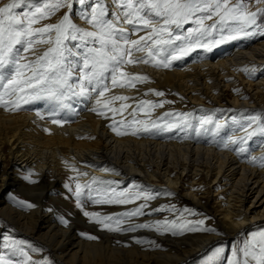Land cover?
Returning <instances> with one entry per match:
<instances>
[{
  "label": "bare ground",
  "instance_id": "1",
  "mask_svg": "<svg viewBox=\"0 0 264 264\" xmlns=\"http://www.w3.org/2000/svg\"><path fill=\"white\" fill-rule=\"evenodd\" d=\"M10 2L12 0H6L0 7ZM98 5L105 9V18L112 22L122 16L120 0H74L73 7L64 16L67 15L77 28L94 31L86 18L91 17ZM62 19L56 18L50 24L44 18L39 19L32 27L57 25ZM119 27L130 28L122 20ZM239 28L237 22L233 23L232 28L224 29L220 36L214 34L208 41L209 47L196 51L187 59L183 56L173 59L168 67L157 66L156 61L162 57L148 64H126L125 75H118L117 83H134V86L112 88L110 82L105 81L110 91L103 97L89 91L85 95H70L62 105L48 97L34 98L28 103L21 101L19 107L0 105V262L182 264L218 238L236 241L240 232L264 221V167L260 166V158L264 157V136L257 133L246 143H229L243 135L239 131L240 124L250 119V108L264 110V29L259 32L253 25L240 32ZM176 30L172 26L173 34ZM234 30H237L234 39L223 38ZM144 35L141 31L130 38L139 39ZM45 36L55 39L54 32ZM216 40H222L220 45ZM66 43L77 53L68 56L67 63L72 72L69 83L79 93L77 83L83 82L85 49L82 45L76 46L80 41ZM186 44L185 41L177 46ZM50 46L38 43L34 52L22 55L35 59ZM76 58L80 59V64ZM134 58H147V52L136 53ZM163 59L167 61V53ZM134 76L148 79L133 81L130 78ZM167 90L174 92L180 104H187L189 108L167 112L161 106L149 124L133 123L132 110L144 102L143 95L148 101L159 98L161 95H156L157 92L166 93ZM113 95L129 99L113 101L105 109L103 105ZM140 110L144 112L145 103ZM100 111L104 114L99 115ZM106 112H111L109 122ZM175 117L185 124L179 128H174V124L172 130L159 136L144 131L145 127L166 128L165 122ZM53 119L61 123H53ZM203 120L211 123L201 128ZM153 124L159 127H152ZM216 124L221 127L217 129ZM115 126L116 131L113 130ZM117 131L121 134L117 135ZM252 157L257 158L255 163L251 162ZM21 168L29 172L33 182L29 179L24 182L14 176ZM99 176L166 187L212 217L218 232L209 236L174 235L163 233L161 229L126 230L151 220L156 207L144 210L147 215L127 218V223L120 226L121 231L102 232L101 225L96 227L94 219L83 218L76 209L71 210V223L62 224L64 200L57 197L60 180L77 188V184L83 187ZM110 180H104V184H112ZM19 192L25 193L29 202L19 198L13 200V195ZM48 202L54 206H49ZM29 203L34 206L28 208ZM100 210L102 207L98 206L91 213L99 214ZM118 210L124 209L120 206ZM3 228L11 231L6 241L1 240ZM90 235L97 239H88ZM22 253H27V257Z\"/></svg>",
  "mask_w": 264,
  "mask_h": 264
},
{
  "label": "snow or ice",
  "instance_id": "2",
  "mask_svg": "<svg viewBox=\"0 0 264 264\" xmlns=\"http://www.w3.org/2000/svg\"><path fill=\"white\" fill-rule=\"evenodd\" d=\"M22 0H12L4 7H0V105L7 108L9 105L19 107L20 102L28 103L29 100L40 97H48L61 105L63 101L68 99L70 95H85L89 91H95L98 96L103 97L107 91H110L109 85L105 81H109L112 88L115 87H133L134 83L125 85L118 84L119 77H124L123 68L126 64H148L156 57H162L156 61L157 66L162 64L168 67L171 60L184 56L191 52L195 47H209L206 43H201L202 38L208 35L209 28H215L220 25V30L224 31L225 25L230 21H235L240 25L239 31L245 32L247 28L252 27L256 23V13L243 10L242 5L235 7L229 6V0H120L123 9L122 16L117 17L116 22L106 19V11L98 5L92 10L90 18H86L94 31H83L77 28L66 15L57 25H47L39 29H33L32 24L39 19H43L44 13L40 8L36 12H40V16H36L34 12H25L23 16L14 10L19 6ZM67 6L66 0H57L54 4H45V9L49 13L54 14L61 7ZM204 13L203 16L197 14ZM198 27L188 30V35L183 37L187 42L186 46H177L169 50L166 45H171L174 40H181L182 37L177 35L173 37L172 26L180 28L185 23L192 20ZM214 20V23L208 28L204 27L205 20ZM122 20L124 24L130 26L129 29L119 27ZM141 31L145 32L144 36L139 39H131L130 35H138ZM55 33L54 41L47 33ZM224 39H234L231 34L223 37ZM80 41V45L85 49L82 61L81 80L77 83L79 93L69 83L72 76L70 71L71 65L67 63L68 56L77 55L69 48L66 41ZM221 41L216 40L219 44ZM38 43H48L51 46L42 54L36 56L35 59H29L22 55L29 51L34 52V46ZM91 45V46H89ZM19 46V47H18ZM147 52V58H134L136 53ZM168 54L165 62L164 54ZM247 71V70H245ZM133 81H146L148 78L144 76L131 77ZM156 95H163L157 92ZM129 97L122 95H113L103 105L105 109L109 107L113 101H125ZM97 103H101L97 100ZM147 102H141V104ZM156 107L158 105H152ZM162 106V105H161ZM113 112H119L120 109H110ZM139 110V106L137 108ZM103 115L102 111L98 112ZM135 115V112L133 113ZM53 123H61L53 119ZM211 123L210 120H203L201 128L205 124ZM174 125H167L173 127ZM152 127H159L153 124ZM219 129L221 125L216 124ZM116 131L115 128H113ZM144 131H148L145 127ZM239 131L243 133L239 139H233L229 143H246L254 135L259 133L264 136V124L258 117L252 116L247 123H241ZM117 135L121 133L117 131ZM227 147V145H225ZM243 151V149H241ZM256 157H252L251 162H256ZM264 167V157L260 158ZM77 197L80 196V185L77 184ZM124 196V193H120ZM154 197L148 194L137 193L135 196H128L125 199H107L97 200V203H132L137 199H143L145 203L138 205L134 210L124 212L120 217L107 216L97 223H110L104 226L109 231H118L120 225L125 223L126 218L139 217L147 215L144 211L148 207L147 201ZM23 203V202H21ZM34 205L27 204L28 208ZM79 206V205H78ZM154 211H160L155 209ZM84 215L92 218L97 213L84 212ZM65 225L67 221H62ZM115 224L113 228L111 225ZM170 222L165 221L164 227ZM203 224V221H200ZM175 227V225H172ZM140 229H151L153 225L141 223L135 226H129L127 231H135ZM155 228L159 230L161 225L157 223ZM191 231L201 230L192 228ZM203 231H213L212 229H202ZM90 240L97 237L88 236ZM221 250L217 249V253ZM245 257H252L255 264H264V232L259 234V239L254 237V242L241 250ZM27 257V253H22ZM233 259L228 264H249L248 260L240 262L236 259L237 253H232ZM2 264V262H0Z\"/></svg>",
  "mask_w": 264,
  "mask_h": 264
},
{
  "label": "rangeland",
  "instance_id": "3",
  "mask_svg": "<svg viewBox=\"0 0 264 264\" xmlns=\"http://www.w3.org/2000/svg\"><path fill=\"white\" fill-rule=\"evenodd\" d=\"M4 1L6 0H0V6L3 5ZM73 1L74 0H66L67 6L61 7L59 10L55 11L54 14L49 13L48 10L45 9V4L51 5V4L56 3L57 0H22V2L19 4V6L16 9L18 10L17 13L21 16H23V13L29 12V11L34 12L36 16H40L41 13L36 12V9L40 8L44 13L45 21H47L50 24V23H53V21L56 18H59V19L63 18L65 13L68 12V9L71 6L73 7ZM261 3H262L261 0H229L230 7L242 5L243 10L257 14L255 26L257 27V30L259 32L264 29V3L262 4ZM197 15L203 16L205 14L199 13ZM216 19L218 18L214 17L213 20H205L204 27L208 28V26L212 25L214 23V20ZM194 20H195V17L192 20H190L188 23H185L184 25H182L180 28H177L176 33L173 34V37L179 35L182 37V39L174 40L171 45H166L169 50L177 47L178 44H182L185 42L183 37H186L188 35V30L198 27L193 22ZM233 23H235V21H230L228 25H225L224 29H231L233 26ZM222 32L223 31L220 30L219 24H217L215 28H209L208 35L204 37V41H201V43L208 44L209 39L213 37L214 34L220 36ZM230 34L233 36H236L237 30L230 32ZM200 49H205V47H195L191 52L184 55L183 57L187 59L188 56H191L193 53H195L196 51ZM76 59L80 61L79 58H76ZM78 60L77 62H79ZM80 63L81 61L79 62V64ZM78 72L80 73V69H78ZM167 92L166 93L162 92L163 95H161L159 98H152L148 101H146V98L143 95L144 102H147L145 103V110H144L145 113L144 112L141 113V110H140L141 104H138L135 107L136 109L134 108L132 110L131 120L133 121L135 119L133 123L149 124V122H151L150 121L151 118L156 116L157 113H159L160 111L159 108L161 107V105L163 106L164 109L167 110V112L184 110V109L189 108L188 107L189 105L187 104H183V105L180 104V100L178 99V97L176 96L174 92H171V90L170 92L169 90H167ZM151 104L158 105V106L153 107ZM138 106H139V110H137ZM134 112H135V115H133ZM139 112L141 114H139ZM107 114H108L107 118L109 122L112 120L110 118L111 112H106V115ZM178 114L179 112H175V115H178ZM146 116H148V118ZM248 116L249 118H251L252 116L258 117L259 121L262 124H264V110L260 108H250ZM173 119L174 120L172 121L169 120L168 122H165V124L167 125L176 124L174 128H179V125L182 126L185 124L184 122H182V120H180L177 117ZM115 129H116V126H115ZM169 129L172 130V127L170 128L164 127V128H160L156 130L148 129V131H146V134L151 133L152 135L157 134L159 136L162 133L165 134L166 130H169ZM7 171L9 173L10 171L9 167L7 168ZM14 176L20 177V180L24 182H26L27 179H29L30 182H33V179L32 177H30L31 175L29 174V172L23 170V168H21L20 171H15ZM108 179H111L110 181L113 180L112 181L113 183L104 184V180H108ZM121 180L122 179H114V178H107V177L105 178L103 176L95 177L91 181H89L90 183L87 182V184L85 183L83 187H80V190H79L80 196L78 198L77 188H75L74 185H72V183H69L67 185L64 182V180L61 179L60 186H59L60 192L57 194V197L62 198L64 200V202L63 201L62 202L65 204V205L62 204V207H61V213H62L61 219L63 221L66 220L67 224H69L71 223L69 219V217H71L72 215L71 210L76 209L77 211H80L84 218L85 211L91 213V210H93V208H97L98 206L102 207V210H100V213L97 216H95V218L94 217L90 218L91 221L93 219H94L93 220L94 222L98 220H103V218L107 216L120 217L122 213L131 211V209L132 210L135 209V207L140 205L141 202L145 203V201L143 199H137L132 203H125V204L97 203L95 201L107 200V199H114V200L115 199H125L128 196H135L137 193H142V194H148L154 197L152 200L147 201V205L149 204L148 205L149 208L147 207L144 210L154 208V207H156L155 209H160V211H154L153 212L154 216L151 217V220L145 222L147 224L153 225V228L148 229V230H157L155 228V225L159 223L161 225L160 229L163 233H172L174 235L205 234L209 236L213 234H217L218 229L216 228V225L214 224L212 217L205 214L204 211L189 205L187 201L178 198V196H176L168 188L160 187L158 185L157 186L156 185L147 186L141 181H136V180H131V179L122 180V181ZM134 183H136L135 186H134ZM86 186L88 188H85ZM120 193H124V196H120L119 195ZM15 196L13 195V200L15 198H19L20 200H23V202H29V200L25 197V193L23 192H19ZM48 205L54 206V204L52 205L50 202H48ZM120 206L124 210L125 209L126 210L125 211L118 210ZM108 207L109 209H107ZM109 211H112V212H109ZM91 221L88 223L89 224L92 223ZM165 221L170 222L166 228L163 226ZM200 221H203V224H200ZM0 222H1V219H0ZM108 223L110 222L104 221V223L102 224L97 223L96 227H100L101 225L102 232H106V230L108 229L104 225ZM125 223H127V218H126ZM173 224L175 225V227L172 226ZM111 226L114 228L116 225L113 223ZM192 228H199L201 230L191 231L190 229ZM205 228L212 229L213 231L211 232L203 231L202 229H205ZM137 229H140V228H137ZM3 230L4 231L1 234L2 236L1 240L6 241L8 238V237L6 238V236L7 235L11 236L10 234L11 231L6 228H3ZM262 232H264V221L253 225L250 229L240 232L238 236L236 237V241H234V239L230 240L227 237L218 238L207 249L195 255L187 263H182V264H228V261L233 259V256H232L233 252L237 253L236 259L238 261L243 262L244 260H248L249 264H255V260H253L252 257H245L241 250L244 249L249 244L250 241L254 242V237L256 239H259V234ZM158 249H160V247H158ZM217 249H220L221 251L217 253ZM45 264H49V263H45Z\"/></svg>",
  "mask_w": 264,
  "mask_h": 264
}]
</instances>
